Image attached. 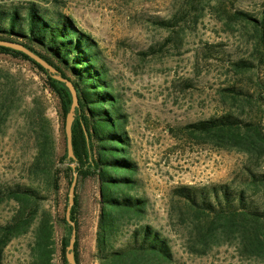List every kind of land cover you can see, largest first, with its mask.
<instances>
[{"label":"rangeland","instance_id":"obj_1","mask_svg":"<svg viewBox=\"0 0 264 264\" xmlns=\"http://www.w3.org/2000/svg\"><path fill=\"white\" fill-rule=\"evenodd\" d=\"M27 1L31 0L0 3ZM33 1L71 15L97 38L128 113L131 154L138 164L135 192L149 199L142 222L155 225L171 238L175 253L171 264H264V251L244 253L242 246L230 240L214 243L200 254L202 242H193L191 236L195 217L176 206L172 196L179 185L227 182L256 192L264 208V187L256 189L249 181L250 170L264 172V154L217 148L209 138L194 136L186 127L227 111L257 119V108L234 100L223 89L237 85L252 90L264 81V59L260 60L257 51L259 34L253 23L235 14L243 10L262 18L264 0ZM170 18L176 19L175 26L160 24ZM243 58L256 60L258 66L237 71L233 61ZM42 77L30 62L0 52V96L9 85L14 88L11 108L0 125V188L30 181L34 129L40 123L42 104L56 125L59 154L67 147L59 101L49 90L43 92ZM70 186L63 178L58 200L61 210L65 205V216ZM76 186L79 261L99 264L95 254L99 180L96 176L81 178ZM54 204L55 196H51L42 208L49 210ZM14 210V201L1 202L0 222ZM66 233L59 222L58 264H63ZM32 242V232L11 241L4 252L5 264H29Z\"/></svg>","mask_w":264,"mask_h":264},{"label":"trees","instance_id":"obj_2","mask_svg":"<svg viewBox=\"0 0 264 264\" xmlns=\"http://www.w3.org/2000/svg\"><path fill=\"white\" fill-rule=\"evenodd\" d=\"M235 14L255 26L259 34L257 51L263 60L264 17L257 18L243 10ZM160 24L171 28L176 19H162ZM0 39L22 43L39 54L72 81L79 98L73 123L76 158L68 156L66 144L64 153L59 154L56 125L46 115L47 105L42 104L40 123L34 129L35 154L29 164L30 181L0 188V203L15 202L10 218L0 222V264H5L4 252L10 242L28 232L33 233L29 264H58L55 259L59 222L67 232L62 239L63 264H69L66 247L72 226L66 219L65 205L61 210L58 197L62 179L71 183L75 171L78 181L91 176L99 180L95 253L99 264L173 263L171 238L155 225L142 222L149 199L135 192L139 183L138 164L131 154V137L126 128L128 113L97 38L71 15L31 0L20 4L0 3ZM0 52L30 62L43 75V92L47 89L58 99L64 130L65 117L72 104L66 83L54 78L23 51L0 45ZM233 65L237 71H251L258 63L243 58L233 61ZM13 89L9 85L0 96V125L11 108ZM223 90L234 100L247 101L257 108V119L227 111L187 124L189 133L209 138L217 148L256 150L264 154V81H259L252 90L237 85ZM73 162H76L75 168L71 165ZM250 173L249 181L256 189L264 187V172L250 170ZM172 193L176 206L195 217L191 236L193 242H202L200 254L207 253L214 243L222 240L236 241L244 253L264 251V208L256 192L222 182L179 185ZM51 196H55L53 208L43 209L44 201ZM78 204L76 193L71 217L77 230ZM78 246L77 236L75 254L80 264Z\"/></svg>","mask_w":264,"mask_h":264},{"label":"water","instance_id":"obj_3","mask_svg":"<svg viewBox=\"0 0 264 264\" xmlns=\"http://www.w3.org/2000/svg\"><path fill=\"white\" fill-rule=\"evenodd\" d=\"M0 45L23 51L24 53L29 55L32 59H34L36 62L41 64L43 67H45L54 78L66 83V85L68 86L72 94V104H71L70 110L66 114L65 124H64L65 133H66L67 151H68L69 157L76 158L75 153H74V148H73V123L76 118V109L79 106V98H78L77 90L74 84L72 83V81L63 77L56 67L50 64L47 60H45L39 54L31 50L30 48L26 47L24 44L0 39ZM71 165L73 166V168H75L76 162L71 163ZM77 182H78V172L75 171L74 178L71 182V186L69 190V203L67 205V210H66V219L72 226V234L70 237V242L66 247V258L69 264H78L76 260V254H75V245H76V240H77V227H76V222L71 217L72 208L75 204V194H76Z\"/></svg>","mask_w":264,"mask_h":264}]
</instances>
